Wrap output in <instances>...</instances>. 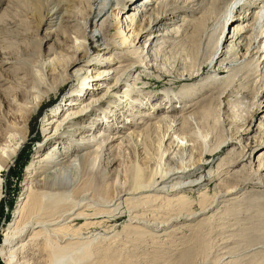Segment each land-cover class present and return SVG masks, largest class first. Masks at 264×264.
Instances as JSON below:
<instances>
[{
    "label": "bare ground",
    "instance_id": "1",
    "mask_svg": "<svg viewBox=\"0 0 264 264\" xmlns=\"http://www.w3.org/2000/svg\"><path fill=\"white\" fill-rule=\"evenodd\" d=\"M138 1L98 0L93 7L90 6V0L22 2L24 12L26 11L39 26H44V29H41L44 34L38 39L39 43L43 45L51 39L58 44L68 43L71 39L73 53L67 56L63 48L54 47L52 44L44 53L35 49V52L29 53L21 60L25 70H21V76L16 78L18 82L15 81V89H11L12 95L0 94V103L7 105L6 117L13 121L7 123V128L0 134V204L4 199L6 185L3 173L23 149L27 139L28 122L43 105L48 86L52 85L56 78H63L67 79V82H76L78 90H72L71 98L63 105L54 106L42 120L40 125L42 140L36 146L33 158L24 170L19 200L11 220L7 222L2 233L0 262L3 264L37 263V258L42 257L43 253L42 261L48 262L47 264L79 262L85 257L92 240L87 236L81 237L65 232L72 227L74 220L106 218L108 213L122 203L132 204L158 199L165 200L170 205L183 201L186 191L201 187L205 181L209 179L212 181L215 178L213 173L209 172L207 179H193L194 174L206 165L204 162L206 152L203 148L199 149V144L205 146L208 133L203 135L200 131L202 121H198L192 114L191 108H194L195 104H190L189 101H186L187 104L184 101V107L181 108L182 112L178 117L171 116L167 121L161 119L155 124V128L166 124L162 140L167 136V140L175 137L182 141L179 143L172 140L164 148L167 163L161 172L153 170L149 174L150 166L141 168L135 159L131 161L130 167L118 163L120 156L125 157L141 135L140 132L134 131L123 133L120 129H125V125L116 124L122 123L121 114L133 109L137 103L128 96L129 90L120 89L124 84L127 85L131 78L130 72L137 68L149 69L146 62L149 50H146L142 43L146 41L150 31L158 26L160 34L152 35V39L157 38L158 41L164 40L163 37H180L178 29L167 30L170 27L167 20L176 10L189 7L188 4L182 3V0L171 5L163 13L152 12L148 8L156 0H145L144 4L138 5L136 9L129 7ZM255 1L232 0L228 5L224 27L228 22L234 21V13L247 7L251 8V11L241 18L247 22L251 17H255L260 29L253 38V44L250 45L245 37L250 29L232 27L226 55L233 51L236 56L244 46L248 47L246 53L250 50L248 57L255 52L264 54V2L258 5ZM133 10L134 13H130L129 16L128 13ZM149 11L150 16L146 18L145 13ZM121 15H125L123 24L119 20L111 22L113 18L118 19ZM182 21L180 18L177 23ZM181 27L185 28L183 25ZM163 31L165 33H162ZM223 34L224 30L217 43V49L208 62V69L211 72L218 71L219 65H222L219 60V65L214 68L213 63L222 53L221 45L227 42V38L222 40ZM5 37L4 34H0V67L10 68L16 59L12 55L13 52L8 53L10 50L7 52L5 49L10 45V41ZM94 41L99 54L92 50ZM262 42L263 46H260ZM167 43L168 41H161V45ZM111 50L118 52L110 54ZM128 60L134 61L123 63ZM193 75L194 72H190L188 78L184 75L173 78H176L178 83L187 82L193 81ZM211 77L207 76L203 80L207 81ZM58 88L59 86L52 87L55 92ZM215 90L214 92L218 93L219 85ZM180 94H175V98L172 99L164 96V100L166 97L170 99L168 107H165L167 104L165 102L161 105L155 104L151 109H168V112H176V106L173 104L182 98ZM143 117L154 119L150 116ZM103 122L107 125L103 130L98 129ZM130 124H133L132 120ZM258 127L262 129L264 124L260 123ZM250 131L251 128L245 133ZM116 142L118 144L114 145ZM186 142L189 144L186 145ZM259 157L262 159L259 161L257 171L261 173L264 171V152ZM150 176L151 179L148 178ZM260 180L264 181V175ZM237 190L239 187L218 194L210 203L200 199L199 212L191 210L192 206L173 209L178 211L190 208L191 211L176 212L173 217L166 218V221L158 225L152 221L142 220L143 213L141 214L136 206H130L127 207L131 213L130 223L135 226L140 224L162 234L171 223L182 219L192 221L209 213L226 202L228 200L226 197ZM15 191L17 192L16 189ZM81 207L93 208L95 214L88 217ZM37 239H40L39 243L36 242ZM257 248L263 249L264 245Z\"/></svg>",
    "mask_w": 264,
    "mask_h": 264
},
{
    "label": "rangeland",
    "instance_id": "2",
    "mask_svg": "<svg viewBox=\"0 0 264 264\" xmlns=\"http://www.w3.org/2000/svg\"><path fill=\"white\" fill-rule=\"evenodd\" d=\"M24 1L0 0V34H4L10 41L9 47L5 49L7 52L10 50L8 53L13 52L12 55L16 59L11 69L0 67V79H2L0 94L8 96L12 95L11 89H15L21 70H25L21 60L29 53L35 52V49L44 53L52 44L54 47L63 48L67 56L73 53L71 39L68 43L58 44L53 39L44 42L43 45L39 43L38 39L44 34L43 30L41 31L44 26H39L26 11L24 12L22 5ZM97 1L90 0V6L93 7ZM178 1L181 0H156L148 8L152 12L163 13ZM231 1L182 0V3L188 4L189 7L176 10L167 20L170 23L167 30L178 29V36H181L163 37L164 40L161 41H168L167 44L161 45V41L157 38L152 39V35L160 34L158 26L150 31L146 41L142 43L146 46L145 49L149 50L146 58L149 69L137 68L130 72L131 78L127 85L124 84L120 89V91L129 90L128 96L137 103L133 109L121 114L122 118H119L122 123L116 122L125 125V129H120L123 133L127 134L129 131L141 133L137 143L130 147L125 157L120 156L118 163L130 167L131 161L135 159L141 168L150 166L149 174L153 170L161 172L167 163V153L164 148L172 140L179 143L182 141L175 137L167 140V136L162 140L166 124L161 125L160 128H155V124L161 119L167 121L171 116L178 117L182 112L181 108L184 107V101L195 104L194 108H191L192 114L198 121H202L200 131L203 135L208 133V137L205 146L199 144V149L203 148L206 152V160H204L206 165L194 174L193 179H207L209 172L213 173L215 178L212 181L211 179L205 181L201 187L186 191L183 201L170 205L165 200L158 199L132 204L122 203L117 209L108 213L106 218L74 220L72 227L70 226L71 228L65 232L81 237L87 236L92 241L85 257L73 264H264V248H257L264 245V181L260 180L264 171L261 173L257 171L259 161L262 159L259 156L264 152L261 151L264 149V141H262L264 128L262 130L258 127L260 123L264 124V54L255 52L248 57L250 50L246 53L248 47L244 46L236 56L233 51L226 55L232 27L249 28L250 31L245 37L250 45L253 44V38L260 29L255 17H251L247 22L241 18L251 11V8L247 7L234 13V21L228 22L224 27L227 7ZM144 2L145 0H139L129 7L136 9ZM263 2L264 0H256L255 4L261 5ZM130 13H134V10L128 15ZM124 16L113 18L111 22L115 23L119 20L123 24ZM145 16L149 17L150 11L146 12ZM180 18L183 19V24L177 23ZM223 30L222 40L227 38V42L224 44L223 41L221 42L222 53L213 63L214 68L220 61L222 65H219L218 71L211 72L208 69V62L217 49ZM95 43L92 42V50L99 54ZM262 44L263 42L260 46H263ZM113 52L118 51L111 50L109 53L113 54ZM231 60L235 62L232 63ZM129 61L134 60L123 63ZM16 72L19 75L15 74ZM190 72H194L193 81L178 83L177 79L173 78L177 75L188 78ZM210 75L212 77L207 81L203 80ZM218 85L220 90L215 93V87ZM57 86H59L58 90L53 91L52 87ZM75 89L78 90L76 82H67V79L63 78H56L52 85L48 86L43 105L28 122L27 139L23 149L3 173L6 185L4 199L0 204V245L3 230L11 220L21 194L24 170L33 158L36 146L42 140L40 134L42 120L54 106L65 104L68 98H71V91ZM179 93L182 97L180 102L176 101L173 104L176 106V112H168V109H151L155 104L161 105L165 102H167L165 107H168L169 100ZM164 96L170 99L166 97L164 100ZM7 111V105L0 103V119L3 120H0V134L7 128V123L13 122L8 116L6 117ZM131 120L133 124H130ZM106 125L107 123L103 122L98 129L103 130ZM249 128L251 131L245 133ZM117 144L118 142L114 145ZM155 180L156 178L153 179ZM238 187L239 190L226 197L228 199L226 202L209 213L192 221L182 219L171 223L162 234L140 224L135 226L130 223L131 213L127 207L136 206L140 213H143L142 220L152 221L158 225L170 216L173 217L176 212L190 210V208L178 211L173 209L192 206L191 210L199 212L200 199L210 203L218 194ZM81 208L88 217L95 214L93 208ZM6 214L8 219L5 222ZM36 242L39 243L40 239ZM43 255L44 253L41 258L36 257V264L48 263L42 261Z\"/></svg>",
    "mask_w": 264,
    "mask_h": 264
},
{
    "label": "trees",
    "instance_id": "3",
    "mask_svg": "<svg viewBox=\"0 0 264 264\" xmlns=\"http://www.w3.org/2000/svg\"><path fill=\"white\" fill-rule=\"evenodd\" d=\"M6 215H7V214H6ZM5 218L8 219V216H6ZM6 219H5V220H6Z\"/></svg>",
    "mask_w": 264,
    "mask_h": 264
}]
</instances>
